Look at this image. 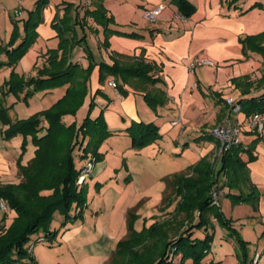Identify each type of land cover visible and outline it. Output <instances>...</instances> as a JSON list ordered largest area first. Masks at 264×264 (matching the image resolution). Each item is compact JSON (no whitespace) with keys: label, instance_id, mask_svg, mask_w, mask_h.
<instances>
[{"label":"trees","instance_id":"16d2710c","mask_svg":"<svg viewBox=\"0 0 264 264\" xmlns=\"http://www.w3.org/2000/svg\"><path fill=\"white\" fill-rule=\"evenodd\" d=\"M239 1L231 0L230 5ZM49 2L50 0H37L35 8L29 10L25 19H17L14 16L11 38L7 44L0 46V54L6 55V60L0 58V67L13 68L9 79L3 85L4 94L12 92L20 97L24 93L22 99L28 101L36 93L67 86L65 94L51 107L26 119H14L9 113L12 105H6L5 99L0 97V123L5 126L4 137L11 139L16 135H31L36 147L34 156L26 164L21 160L17 162L22 176L19 183L0 182V199H4L14 210L10 223L7 212L0 215L3 222L0 228V264H39L28 251V247L41 236L35 238V234L43 231L45 238L54 240L59 230H51L50 224L58 211L65 215L64 226L82 216L81 210L72 214L76 206L84 207L87 204V182L78 185V177L89 160L95 159L98 162L103 159L100 148L113 132L109 129L103 111L98 116H92L96 107L94 99L91 100L89 111L80 125L75 121L68 124L64 117L76 115L85 103L95 67L99 66L100 82L104 83L108 77H114L119 92L124 96L128 94L125 85L138 89L156 85L161 81L160 77H156V66L140 56L111 52V62L97 60L88 43L85 28L87 26L96 33L98 28L89 23V18L103 28V44L106 48L110 47L109 38L113 34L141 36L138 33L113 29L111 26L115 24V20L104 5V0H91L89 5L83 6L66 2L63 15L57 14L53 21V27L57 30L60 40L58 47L47 51L46 62L36 68V74L26 76L16 72L15 65L39 36L37 28L43 22V10ZM171 2L177 7L179 15L185 18L196 12V5L191 0ZM260 5L256 2L252 8ZM81 7L84 9L83 15ZM19 21H23V34ZM79 27L84 29L82 36L78 32ZM240 41L244 51L257 52L264 59V32L241 37ZM78 46L85 52L88 60L86 67L73 58V52ZM248 80L250 76H243L233 78L232 82L236 86L246 83L250 87L253 82ZM258 84L264 85V72ZM98 93L99 90L96 94ZM217 95L220 96L219 93ZM144 97L154 110L167 101L162 90L146 91ZM219 102L225 103L230 110L228 100L221 98ZM236 103L241 105L245 117L253 113L264 114V91L259 95L240 99ZM126 131L131 138V147L136 150H141L162 137L160 127L154 122L132 121ZM206 137L218 143L210 132L204 138ZM245 137L241 143L222 154L217 169L211 166L205 156L193 166H189L188 175L181 173L168 177V187H173V194L177 198L175 210L185 214L183 227H186L182 231L174 237H169L166 231L167 223L164 221L145 224L141 230H137L134 225L135 215L131 213L128 217V233L118 242L106 264H203L215 235L214 220L229 230L228 235L234 237L242 249L244 259L241 264H246L247 241L234 229L232 220L227 217L221 206L213 203L211 194L213 189L224 192L227 187L229 192L225 195L235 202L248 201L258 205L260 194L250 178L249 164L258 159L255 147L264 136L255 133V138L250 141ZM25 143L26 140L23 143L24 148ZM244 154L247 156L244 157ZM221 176L226 177V183L223 185L219 184ZM165 201H169L168 207L174 203L166 195ZM199 231H203L202 236Z\"/></svg>","mask_w":264,"mask_h":264},{"label":"crops","instance_id":"0c3cea01","mask_svg":"<svg viewBox=\"0 0 264 264\" xmlns=\"http://www.w3.org/2000/svg\"><path fill=\"white\" fill-rule=\"evenodd\" d=\"M191 1L196 5V12L191 17L185 18L178 16V9L171 0H104V5L115 20V24L111 26L113 29L126 33H138L141 36L132 37L113 34L109 38L110 47L106 48L103 44L105 37L103 28L97 25L92 18H89V23L98 28V33L92 32L87 26L85 28L88 36L89 34L95 35L97 39L99 49L97 55L95 54L97 60L104 59L111 62L109 58L111 52L140 56L156 66V77H160L161 81L156 85L138 89L131 85H125L128 94L124 96L119 90L109 85V81L114 77L110 76L104 83L100 82V71L99 66H97L92 72L89 81V93L84 105L76 115H66L64 117L65 122L68 124L74 121L78 124L82 123L80 114L83 113L85 105H89L91 100L94 99L96 101L95 108L100 110L97 113L92 112V116H98L102 109H108L109 106L114 105L121 113V120L120 118L116 119L118 121L116 126H109V129L116 139L127 141L125 151L130 152V154H141L144 150H136L131 147V138L126 129L132 121H145L156 123L160 127L162 137H164L166 130L169 131L174 126H182V136L186 132L191 136L185 138L186 142H201V158L209 155L214 145H216V141L204 137L210 132L211 127L219 123L229 112L226 104L219 102V100L223 98L239 101L243 98L259 95L264 91V85L260 86L258 84L264 72L263 56L251 50L244 51L240 41L241 37L264 32V0H240L234 5H230L231 0ZM36 2L37 0H0V46L7 44L11 38L14 24L10 22V19L14 15V11L21 9L23 17L16 18L25 19L28 17L29 10L35 8ZM66 2L83 6L85 4L89 5L91 0H50L43 10V22L37 28L39 36L30 47V52L28 51L15 65L16 72L26 76L36 74V68L46 62L47 51L58 47L60 40L57 36V30L53 27V21L57 14L59 16L63 15L64 8L67 5ZM256 2L261 5L252 8V5ZM160 3L166 4L162 15L156 22L147 21L144 16L145 10ZM25 10H27V13ZM80 11L83 15V7L80 8ZM22 26L23 24L20 30L23 34ZM78 32L82 36L84 29L79 27ZM88 43L90 44V40ZM90 46L93 45L90 44ZM73 53L74 60L78 59L85 67L88 66V60L82 47L78 46ZM27 55H31L28 60L25 59ZM201 56L213 60L216 66L202 65L191 70L189 68L190 62ZM0 58L6 60V55L1 53ZM30 65L33 67L31 71H28ZM0 69H7L11 74L13 68L4 66ZM243 76H250L248 81L253 82V85L249 87L246 83H241L236 86L232 82L233 78ZM66 89L67 86H63L36 94L41 97H48L50 94L58 93V95L60 94L59 98H61ZM98 90L106 99L109 98L111 101L106 99V101H100L98 99L99 93L96 94ZM156 90L165 92L167 101L154 110L148 105L144 96L146 91ZM23 96L24 93L21 94L19 99H22ZM180 116L181 120L174 125L172 122L179 120ZM4 128V125L1 126L2 134ZM253 138L255 137H245L247 141ZM107 141L105 142L107 143ZM125 151L117 150L113 145L103 147L102 144L100 152L103 153L104 157L101 161H98L99 163H96L94 171L87 180V186L89 187L88 183L92 178L96 180L95 183L101 185L104 182V170L110 169L112 172L117 167L104 160L108 159L111 154L117 155L119 152L123 153ZM255 153L258 155L257 152ZM260 162L258 155V159L249 164L250 170ZM17 166V161L9 159L4 150L0 149L1 183H19L21 181L22 176ZM253 182L262 185L259 181ZM107 191L108 189L105 193ZM114 192L116 191H111L110 195ZM86 206L88 205L84 207L76 206L72 210V214H76L81 210L82 216L76 221L53 230H59V234L61 233V236L67 239H74L82 233L90 235L91 230L86 227L87 221H85L86 215L84 214ZM113 208L114 205L112 210ZM112 210L103 211L107 220L105 221V227L113 223ZM123 227L124 222L120 224L118 233L126 236L128 229L127 226ZM108 252L101 264L109 259L110 251Z\"/></svg>","mask_w":264,"mask_h":264},{"label":"rangeland","instance_id":"374dc122","mask_svg":"<svg viewBox=\"0 0 264 264\" xmlns=\"http://www.w3.org/2000/svg\"><path fill=\"white\" fill-rule=\"evenodd\" d=\"M25 11L27 13V10ZM13 17L14 15L10 19L12 24ZM22 24L23 21H19L20 28ZM22 28L24 29L23 26ZM87 40L88 42L90 40V44L93 45V50L97 55L99 49L95 35L89 34ZM30 56L27 55L25 59L28 60ZM77 61L79 60L77 59ZM32 67L30 65L28 71H31ZM9 75L7 69H0V97L5 99L6 105H12L9 113L14 119L30 118L40 110L51 107L60 99L58 93L50 94L48 97H41L36 94L30 97L28 101L19 99L12 92L4 94L3 85L9 79ZM98 99L100 101L110 100L101 93L98 94ZM89 108L90 104H86L82 111L85 114H80V121L84 120L83 117L88 113ZM99 110V108H95L92 112L97 113ZM101 111H103L106 121L108 120V126H116L117 120L122 118L115 105ZM241 118L245 119L246 117L242 114ZM1 126H3L2 123H0V149L4 150L9 159H15L17 162L21 160L23 164H26L35 153L32 136L16 135L11 139H6L2 134ZM181 129L182 126H174L171 130H166L164 137L142 148L144 151L141 154H130V152L125 151L127 141L116 139L115 136L111 135L107 139V143H103V147L113 145L115 149L125 152H119L117 155L111 154L108 159L104 160L105 162L109 161L112 166H117L112 172L110 169L104 170V184L97 185L94 178L90 179L88 183L86 204L88 206L85 207L84 214L86 215L85 221H87L86 227L91 230V234L82 233L74 239H67L62 237L60 233L54 240L47 238L46 242H37L31 251L28 250L30 254L36 257L39 264H101L103 258L109 253L108 251H110V258L118 242L125 237L118 233V229L122 222H124V227L128 225V217L131 213L135 215L134 225L136 229H142L147 223L149 225L155 221H164L167 223L168 236H176L186 227H183L185 214L175 210L177 198L173 194V187L171 185L168 187L167 179L175 174L185 173L188 175L190 173L189 166H193L201 160L200 148L202 147L201 142H186L185 138L191 136L188 132L182 136ZM247 129L245 124L243 137L255 136V133L248 132ZM24 140H26L25 148L23 147ZM255 152L258 153L261 162L250 170V178L252 182L259 181L262 184L257 185L253 182L260 194L258 205L248 201L235 202L231 197L225 195L229 192L227 187L224 188L223 194H220L222 210L232 220L234 229L247 241L246 264H264V137L256 144ZM243 156L246 157L247 155L244 154ZM206 157L211 166L217 169L221 156L218 154L216 145ZM91 161H93L95 168L96 160L92 159ZM116 162L117 164H115ZM219 181L220 185L225 184L226 177L221 176ZM107 189L108 191L105 193ZM114 190L117 193L114 192L110 195L111 191ZM231 192L234 193L236 190H231ZM165 195L171 202L174 201L170 207H168L169 201L164 202ZM109 209L112 210L113 223L105 227L107 220L103 211ZM3 213L0 210L1 216ZM7 213L10 223L14 216V210L9 207ZM64 221L65 215L59 211L56 212L50 229L64 226ZM214 222H216L215 235L210 252L204 258L203 264H241V260L244 259L242 249L237 245L234 237L228 235V229L217 221L214 220ZM38 235L43 236L45 232L36 233L35 238ZM199 235L202 236L203 231H199ZM256 255L258 256L257 263H255ZM108 261L109 259L103 264Z\"/></svg>","mask_w":264,"mask_h":264},{"label":"built area","instance_id":"2783aa9c","mask_svg":"<svg viewBox=\"0 0 264 264\" xmlns=\"http://www.w3.org/2000/svg\"><path fill=\"white\" fill-rule=\"evenodd\" d=\"M166 8L165 3H160L158 5H155L153 7H150L145 10L144 16L147 21L153 23L156 22L159 17L162 15L164 9ZM22 10L16 9L14 11V16L19 18L22 16ZM179 17H183L178 14ZM202 65H209V66H216V63L213 60H210L206 57H198L192 60L189 64V68L191 70H194L198 66ZM109 85L112 86L114 89L118 90L117 82L114 79H111L109 81ZM231 108L228 112V114L217 124H215L211 130L210 134L216 138L218 143H216V149L218 151L219 156H222V154L229 150L234 145L241 143L244 139L243 137V126L245 124L248 127V131L263 134L264 132V114L263 113H253L250 116L244 118H241L242 110L241 105L236 103L234 99L228 100ZM181 120V116L179 120H174L172 123L174 125L178 124ZM94 169V163L93 161L89 160L84 167L81 170V173L78 177L77 183L78 185H82L85 183L87 178L91 175L92 171ZM220 194H223L222 190L213 189L212 190V198L213 203L220 205ZM9 208L8 203L4 200H0V210L3 212H7ZM2 218L0 217V228L2 226ZM47 238L45 236H39L37 240H35L29 247L28 250L31 251L33 249L34 245L37 242H46ZM258 261V256L256 255L255 263Z\"/></svg>","mask_w":264,"mask_h":264}]
</instances>
